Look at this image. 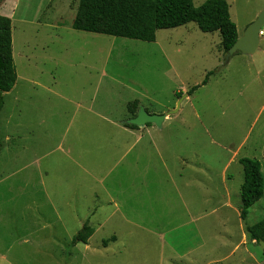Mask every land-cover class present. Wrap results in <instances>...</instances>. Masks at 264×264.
I'll use <instances>...</instances> for the list:
<instances>
[{
    "label": "rangeland",
    "instance_id": "obj_1",
    "mask_svg": "<svg viewBox=\"0 0 264 264\" xmlns=\"http://www.w3.org/2000/svg\"><path fill=\"white\" fill-rule=\"evenodd\" d=\"M205 1L193 0V4L198 7ZM225 1L238 37L264 10V0ZM78 2L0 0V15L9 18L11 24L16 78L13 89L3 96L0 112V264L186 263V258L178 256L185 245L173 251L164 247L159 237L142 234L127 221L145 219L101 218L92 240L71 246V238L85 219L55 217L45 194L56 167L52 160L63 158L57 150L58 136L68 127L75 110L71 101L80 97L109 118H123L125 104L134 100L154 113L178 107L170 120L160 127L154 125V129L174 133L184 129L183 125L196 123L198 127L189 130L190 140L195 133L202 134L200 127L210 132L219 144L213 146L218 149L216 158L208 152V139L203 137L198 138L197 145H189L188 154L193 149L201 151V161L211 167L208 172L213 182L208 192L216 190L217 197L225 194V186L219 181L223 166L237 152L226 171L231 177L226 187L238 210L243 183L239 160L260 159L259 151L251 148L264 136V33L253 55L237 54L225 63L219 33H202L195 23L161 30L152 43L75 31L71 24ZM210 71L216 72L202 85ZM52 77L56 78L54 85ZM194 86L199 87L187 96ZM153 192L154 187L147 194ZM57 197L59 214H74L68 208L76 197L66 191ZM205 202L197 203L202 210ZM208 204H216L215 199ZM214 217L200 224L215 221L217 231L222 229L219 224L225 216L220 215L217 221ZM228 219L233 234L228 242H237L238 221L242 220L230 211ZM263 219L264 195L249 209L242 221L244 229ZM204 226L212 230L214 225ZM149 227L153 229L155 224ZM159 234L168 243L176 236ZM112 236L118 237L115 243ZM259 246L255 244L250 264H264ZM243 256L244 247L235 251L228 264H238Z\"/></svg>",
    "mask_w": 264,
    "mask_h": 264
},
{
    "label": "crops",
    "instance_id": "obj_2",
    "mask_svg": "<svg viewBox=\"0 0 264 264\" xmlns=\"http://www.w3.org/2000/svg\"><path fill=\"white\" fill-rule=\"evenodd\" d=\"M52 80L54 85L56 78L52 77ZM84 99L80 97L71 101L75 110L69 116L68 127L58 136L57 150L61 151L63 158L60 161L52 160L54 167L62 164L60 170L56 167L52 169L49 190L45 191L56 213L55 217L76 218L80 221L85 219L81 228L85 224L91 227V224L93 231L87 242L92 240L98 231L97 227L100 228L101 218L145 219L140 222L127 221L142 234L150 233L159 237L164 247L171 250L185 245L178 255L186 258L183 264H228L229 258L242 247L244 256L238 260V264H250L255 242L245 234L242 221H238L239 240L228 242L233 235L229 230V211L240 219V209L236 210L231 203V194L226 187V182L231 179L227 177L226 171L235 161L237 152H233L223 166L219 181L225 186V194L217 197L216 190L208 192L209 184L213 182L208 172L211 167L201 161V151L193 149L188 154L189 145H197L198 138L203 137L208 139V152L212 158L215 154L216 158L218 149L213 146L219 144L207 129L200 127L202 134L195 133L191 140L189 130L198 127L196 123L183 125L184 129L174 133L156 130L154 125L128 129L123 126L131 118L127 110L123 118H109L93 110L92 102L86 103ZM104 107H108V103ZM167 120H170L169 116L164 118L161 126ZM65 138L68 140L65 141ZM251 150L260 153V159L252 160L259 162L262 173L264 136L260 141H255ZM151 185L154 192L147 194L153 188ZM65 191L76 197L68 208L74 214L69 216L58 211L60 204L57 196ZM210 199H215L216 204H208ZM202 200L206 201L203 210L197 204ZM214 215L217 216L216 221L220 215L225 216L219 224L222 229L217 231L215 221L211 225L207 221L200 224L205 218ZM162 218L166 220L165 223ZM152 224H155L153 229L149 227ZM204 224L214 225L213 229L207 230ZM179 231L182 236L177 235ZM160 232L176 236L168 243ZM117 238L112 236L111 242L115 243Z\"/></svg>",
    "mask_w": 264,
    "mask_h": 264
},
{
    "label": "trees",
    "instance_id": "obj_3",
    "mask_svg": "<svg viewBox=\"0 0 264 264\" xmlns=\"http://www.w3.org/2000/svg\"><path fill=\"white\" fill-rule=\"evenodd\" d=\"M189 23H195L202 33L218 32L224 56L238 38L225 0H206L198 7L194 6L193 0H79L71 27L78 32L152 43L157 31L175 29ZM215 72H208L202 85ZM15 80L11 24L9 18L0 15V112L4 105L3 96L13 89ZM198 87L191 88L187 96ZM139 106V101L134 100L127 103L126 110L133 117ZM123 126L138 129L125 123ZM239 164L243 172L240 219L245 221L249 209L263 197L264 178L258 161L242 158ZM245 231L258 246L260 241L264 243V219L253 226H246ZM92 233V228L83 225L71 238V246L86 244ZM106 244L105 240L103 245ZM261 253L264 261V250Z\"/></svg>",
    "mask_w": 264,
    "mask_h": 264
},
{
    "label": "water",
    "instance_id": "obj_4",
    "mask_svg": "<svg viewBox=\"0 0 264 264\" xmlns=\"http://www.w3.org/2000/svg\"><path fill=\"white\" fill-rule=\"evenodd\" d=\"M264 27V10H262L256 19L250 23L242 36L238 37L235 43L227 50L224 56V62L227 63L231 57L237 54L251 56L253 55L259 47L260 32ZM186 97V96H185ZM178 110L173 109L166 114L156 115L149 114L142 106H139L137 113L134 117L125 121V124L132 125L137 128H143L147 124H152L160 127L164 118L175 114ZM260 247L264 250V243L259 242Z\"/></svg>",
    "mask_w": 264,
    "mask_h": 264
},
{
    "label": "bare ground",
    "instance_id": "obj_5",
    "mask_svg": "<svg viewBox=\"0 0 264 264\" xmlns=\"http://www.w3.org/2000/svg\"><path fill=\"white\" fill-rule=\"evenodd\" d=\"M264 32H263V30H261V32H260V35H262ZM148 125V124H147Z\"/></svg>",
    "mask_w": 264,
    "mask_h": 264
}]
</instances>
